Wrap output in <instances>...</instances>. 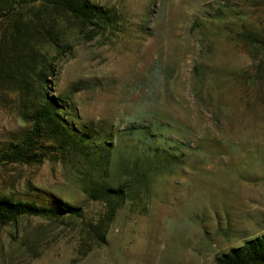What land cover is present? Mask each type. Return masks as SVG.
<instances>
[{"label":"rangeland","instance_id":"374dc122","mask_svg":"<svg viewBox=\"0 0 264 264\" xmlns=\"http://www.w3.org/2000/svg\"><path fill=\"white\" fill-rule=\"evenodd\" d=\"M91 1L113 27L53 11L17 48L10 18L26 9L0 14V143L28 126L25 94H47L67 101L72 126L115 147L0 168L1 199L82 209L1 226L0 264H215L264 234V0ZM150 125L163 126L151 145L166 149L153 158L167 159L152 174L141 139L118 136ZM103 186H125L124 202L92 198Z\"/></svg>","mask_w":264,"mask_h":264},{"label":"trees","instance_id":"16d2710c","mask_svg":"<svg viewBox=\"0 0 264 264\" xmlns=\"http://www.w3.org/2000/svg\"><path fill=\"white\" fill-rule=\"evenodd\" d=\"M34 5H39V8H34ZM29 6H32L28 9ZM26 12H17L11 19L12 32L10 41L14 48L21 42L30 44L28 32L44 26L48 18V14L52 15L53 11L61 14H66L78 20L85 27L91 26L94 29H108L113 27L115 23L114 17L110 12L103 7L98 6L91 0H0V14L4 11L15 12L17 10ZM13 14V13H12ZM44 23V24H43ZM93 29V30H94ZM250 40H257L256 37L248 34ZM49 44L54 48H61L57 38L49 40ZM38 46V45H37ZM43 77L45 83L47 76L53 73L52 67L47 61L42 62ZM22 82L27 91L28 82L25 77H22ZM22 119L28 126L20 132L19 136L11 142L0 143V168L9 164H39L42 163L51 150H70L79 151L82 154L91 156L89 144L98 145L102 151H108V147L115 149L114 145H107V141L102 146L99 133L90 130L89 127H84L83 130L76 129L64 117L63 113L67 110V101L65 99L51 97L45 94L41 101L33 100L29 95L25 94L23 98ZM163 129L159 126H131L118 133V136L138 137L144 145L143 151L139 156L147 168L149 174L157 167L163 166L165 156L159 161L153 157L161 149L153 148L151 145L155 134L154 130ZM112 136V135H111ZM140 160H136L138 164ZM161 165V166H160ZM125 186H119L112 189L103 186L92 198L103 200L111 203L115 201L117 204H122L125 199ZM50 206H40L36 203L11 201L0 198V227L16 222L21 217H45L50 219H62L64 217H80L82 209L74 207L60 200ZM120 208V205L112 207L110 219L115 216V212ZM101 240H104L103 237ZM215 264H264V234L252 239L246 240L243 245L231 248L227 253L221 254L215 258Z\"/></svg>","mask_w":264,"mask_h":264}]
</instances>
